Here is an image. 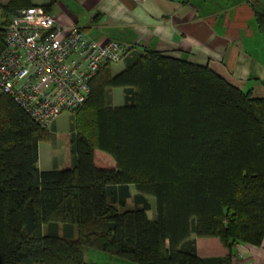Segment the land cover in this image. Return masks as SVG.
Returning a JSON list of instances; mask_svg holds the SVG:
<instances>
[{
  "label": "trees",
  "instance_id": "obj_1",
  "mask_svg": "<svg viewBox=\"0 0 264 264\" xmlns=\"http://www.w3.org/2000/svg\"><path fill=\"white\" fill-rule=\"evenodd\" d=\"M32 3L9 0L6 24ZM121 62L119 72L107 63L91 79L60 169L38 168L48 129L0 93V264H87L83 248L137 264H231L198 257L190 233L227 247L260 244L264 99L156 49L131 46ZM114 87L124 88L121 106H110ZM94 149L116 167L98 169Z\"/></svg>",
  "mask_w": 264,
  "mask_h": 264
},
{
  "label": "crops",
  "instance_id": "obj_2",
  "mask_svg": "<svg viewBox=\"0 0 264 264\" xmlns=\"http://www.w3.org/2000/svg\"><path fill=\"white\" fill-rule=\"evenodd\" d=\"M8 2L0 0L1 12ZM32 2L44 6L49 0ZM49 12L62 27L77 25L89 39L156 49L208 67L243 92L264 99V0H58ZM123 67V62L112 64V71ZM109 94L111 107L124 104L123 87ZM39 151L38 145V168L49 170ZM129 192L131 197L138 194L133 184ZM127 204L133 206L132 198ZM155 218L156 213L150 219ZM187 240L194 242L198 257L230 256L231 264H264V234L259 245L236 242L227 247L218 237L194 232Z\"/></svg>",
  "mask_w": 264,
  "mask_h": 264
},
{
  "label": "built area",
  "instance_id": "obj_3",
  "mask_svg": "<svg viewBox=\"0 0 264 264\" xmlns=\"http://www.w3.org/2000/svg\"><path fill=\"white\" fill-rule=\"evenodd\" d=\"M4 30L0 93L44 128L81 107L95 74L107 63L123 61L131 48L113 39H89L77 25L62 27L39 5L18 9Z\"/></svg>",
  "mask_w": 264,
  "mask_h": 264
},
{
  "label": "rangeland",
  "instance_id": "obj_4",
  "mask_svg": "<svg viewBox=\"0 0 264 264\" xmlns=\"http://www.w3.org/2000/svg\"><path fill=\"white\" fill-rule=\"evenodd\" d=\"M7 18L1 12L0 9V27H5ZM116 65L122 64V62L114 63ZM121 88L114 90V97L119 94ZM116 102V101H115ZM84 105V103H83ZM83 105L74 111H66L59 114L56 124L47 126L46 129L49 131L48 139L39 142V152L41 153L42 159L46 161V168L60 169L64 166L65 162L70 155V143L68 136L72 133L74 126V118L77 112H80ZM94 164L99 168H113L116 166L114 159L108 153L94 149ZM151 203V208L147 212L149 218H154L156 213V201L152 196H147ZM83 261L87 264H137L125 260L122 257L111 255L107 252L100 251L93 248H83Z\"/></svg>",
  "mask_w": 264,
  "mask_h": 264
}]
</instances>
